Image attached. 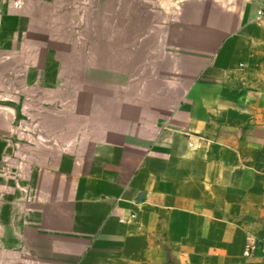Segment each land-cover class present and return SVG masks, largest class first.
<instances>
[{"label": "crops", "instance_id": "0c3cea01", "mask_svg": "<svg viewBox=\"0 0 264 264\" xmlns=\"http://www.w3.org/2000/svg\"><path fill=\"white\" fill-rule=\"evenodd\" d=\"M83 1L0 0V264H264V0H172L134 77L47 37Z\"/></svg>", "mask_w": 264, "mask_h": 264}, {"label": "rangeland", "instance_id": "374dc122", "mask_svg": "<svg viewBox=\"0 0 264 264\" xmlns=\"http://www.w3.org/2000/svg\"><path fill=\"white\" fill-rule=\"evenodd\" d=\"M72 4L68 2L69 10L73 11L77 8L84 11V20L88 24L83 22L82 26L85 27L83 34L81 30L76 31L74 27H70L47 37L63 46L65 43L84 44L86 49L85 36L91 37L93 33L95 35L96 32L92 27L98 25L100 42L106 43L115 36L117 71L126 69V73L133 77L139 75L147 69L144 63L150 59L144 49L147 48L148 53L155 54L154 50H158L159 45L166 42V35L158 33L161 31L157 26L162 24V18L167 19L166 14H170L172 0H85L77 3L79 6L74 8ZM96 12L99 13L98 17ZM109 25L110 29H108ZM111 27H114L116 34L113 35ZM126 45L132 49L133 58L130 65L124 66ZM152 48L153 51H150Z\"/></svg>", "mask_w": 264, "mask_h": 264}, {"label": "built area", "instance_id": "2783aa9c", "mask_svg": "<svg viewBox=\"0 0 264 264\" xmlns=\"http://www.w3.org/2000/svg\"><path fill=\"white\" fill-rule=\"evenodd\" d=\"M262 16H264V8L259 11V17L261 18ZM257 251H260L264 257V238L256 241L250 240L244 249L243 255L245 257H251Z\"/></svg>", "mask_w": 264, "mask_h": 264}]
</instances>
